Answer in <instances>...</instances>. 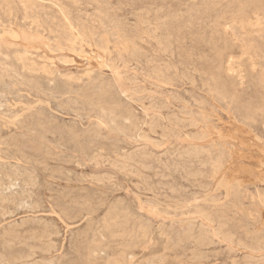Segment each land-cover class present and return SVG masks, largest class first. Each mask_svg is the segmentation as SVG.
Listing matches in <instances>:
<instances>
[{"label": "rangeland", "instance_id": "rangeland-1", "mask_svg": "<svg viewBox=\"0 0 264 264\" xmlns=\"http://www.w3.org/2000/svg\"><path fill=\"white\" fill-rule=\"evenodd\" d=\"M0 166V264H264V0H0Z\"/></svg>", "mask_w": 264, "mask_h": 264}, {"label": "bare ground", "instance_id": "bare-ground-1", "mask_svg": "<svg viewBox=\"0 0 264 264\" xmlns=\"http://www.w3.org/2000/svg\"><path fill=\"white\" fill-rule=\"evenodd\" d=\"M241 5H242V4H241ZM250 22H251V21H250ZM247 25H248V24H247ZM72 30H73V29H72ZM76 37H77V36H76ZM16 39H17V38H16ZM107 39H108V38H107ZM17 40H18V39H17ZM54 40H55V39H54ZM76 41H77V40H76ZM70 45H71V44H70ZM85 45H86V44H85ZM90 48H91V47H90ZM6 56H7V55H6ZM6 59H7V58H6ZM8 60H9V58H8ZM105 61H106V60H105ZM101 63H102V62H101ZM228 63H229V64H227V65H229V66L231 67V66L234 64V61L230 59V60H228ZM102 64H103V63H102ZM251 64H253V63H251ZM233 66H234V65H233ZM228 68H229V67H228ZM232 69H233V68H232ZM229 71H230V70H229ZM235 71H236V70H235ZM238 75H239V74H238ZM214 83H215V82H214ZM2 107H3V106H2ZM248 121H249V120H248ZM140 136H141V135H140ZM138 139H139V138H138ZM258 139H259V138H258ZM259 141H260V140H259ZM251 149H252V148H251ZM256 153H257V152H256ZM5 162H6V161H5ZM77 165H78V164H77ZM78 166H79V165H78ZM0 167H1V166H0ZM15 170H16V169H15ZM28 172H29V171H28ZM18 173H19V172H18ZM16 174H17V173H16ZM21 176H22V175H21ZM1 177H2V176H1ZM8 177H9V175H8ZM30 177H31V176H30ZM18 178H19V177H18ZM6 179H8V178H6ZM9 179H10V178H9ZM9 179H8V180H9ZM20 179H21V178H20ZM22 179H23V178H22ZM195 179H196V178H195ZM10 180H11V179H10ZM10 180H9V181H10ZM15 180H16V178H15ZM31 181H32V178H31ZM29 182H30V181H29ZM36 182H37V181H36ZM220 182H221V181H220ZM0 183H2V182H0ZM18 183H19V182H18ZM18 183H17V184H18ZM34 183H35V182H34ZM17 184H16V182H15V183L11 182L10 185H9V187H8L7 189L10 190V189H11L10 187L16 186ZM26 184H27V183H26ZM32 184H33V183H32ZM99 184H100V183H99ZM34 185H35V184H34ZM5 186H6V185H5ZM7 186H8V185H7ZM7 186H6V187H7ZM19 186H20V185H19ZM19 186H17V188H18ZM23 186H24V183H23ZM148 186H149V185H148ZM1 187H2V186H1ZM26 187H27V185H26ZM29 187H30V186H29ZM149 187H150V186H149ZM235 187H236V186H235ZM32 188H33V186H32ZM143 188H144V187H143ZM13 189H14V187H13ZM18 189H19V188H18ZM20 189H21V188H20ZM20 189H19V190H20ZM23 189H24V188H23ZM9 190H8V191H9ZM143 190H144V189H143ZM239 190H240V189H239ZM8 191H6V192H8ZM20 191H21V190H20ZM1 192H2V190H1ZM3 192H4V189H3ZM6 192H5V193H6ZM9 192H10V191H9ZM12 192H15V191H12ZM12 192H11V193H12ZM30 192H31V191H29V193L25 192V195H26V193H27V194H30ZM151 192H152V191H151ZM21 193H22V192H21ZM1 194H3V193H1ZM22 194H23V193H22ZM7 195H8V194H6V197H7ZM13 195H14V194H13ZM35 195H36V194H35ZM1 196H2V195H1ZM22 196H24V195H22ZM27 196H28V195H27ZM29 196H30V195H29ZM33 196H34V195H33ZM9 197H10V196H9ZM2 198H3V197H2ZM13 198H14V197H13ZM22 198H23V197H22ZM29 198H30V197H29ZM195 198H196V196H195ZM214 198H215V197H214ZM258 198H259V197H258ZM3 199H4V198H3ZM25 199H26V198H25ZM212 199H213V198H212ZM6 200H7V199H6ZM6 200H5L4 202H6ZM31 200H32V199H31ZM2 201H3V200H2ZM2 201H0V202H2ZM15 201H16V200H15ZM26 201H27V200H26ZM26 201H25V202H26ZM7 202H9V200H8ZM13 202H14V201H13ZM21 202H22V201H21ZM30 202H31V201H30ZM9 204H10V203H9ZM12 204H14V203H12ZM20 204H21V203H20ZM25 204H27V203H25ZM149 204H150V203H149ZM14 205H15V204H14ZM22 205H23V203H22ZM20 206H21V205H20ZM26 206H27V205H26ZM30 206H31V205H30ZM30 206H29V207H30ZM156 206H157V204H156ZM22 207H23V206H22ZM29 207H28V209H29ZM31 207H32V206H31ZM33 207H34V206H33ZM167 207H168V206H167ZM189 207H190V206H189ZM18 209H19V208H18ZM22 209H23V208H22ZM0 210H1V209H0ZM36 210H37V209H36ZM38 210H39V209H38ZM38 210H37V211H38ZM173 211H174V210H173ZM11 212H12V211H11ZM15 212H16V211H15ZM169 212H170V211H169ZM5 213H6V210H5ZM205 213H206V212H205ZM14 215H15V214H14ZM5 217H7V216H5ZM12 217H13V216H12ZM210 218H211V216H210ZM210 220H211V219H210ZM207 221H208V220H207ZM209 222H211V221H209ZM209 222H208V223H209ZM24 223H25V222H24ZM212 223H213V222H212ZM12 224H13V223H12ZM14 224H16V223H14ZM191 224H192V223H191ZM210 224H211V223H210ZM193 225H194V224H193ZM213 225H214V224H213ZM15 226H16V225H15ZM194 227H195V226H194ZM55 229H56V228H55ZM202 230H203V229H202ZM254 231H255V230H254ZM192 233H193V232H192ZM33 234H34V233H33ZM55 234H56V233H55ZM101 234H102V233H101ZM43 235H45V234H43ZM160 235H161V234H160ZM117 236H118V235H117ZM199 236H200V235H199ZM225 236H226V235H225ZM4 237H5V236H4ZM7 237H8V236H7ZM32 237H33V236H32ZM104 237H105V236H104ZM201 237H202V236H201ZM42 238H43V237H42ZM151 238H152V237H151ZM191 238H192V237H191ZM193 238H194V237H193ZM207 238H208V236H207ZM207 238H206V239H207ZM38 239H39V238H38ZM199 239H200V241H201V240H204V238H199ZM30 240H31V239H30ZM208 240H209V239H208ZM41 241H42V240H41ZM209 241H210V240H209ZM52 242H53V241H52ZM204 243H205V242H204ZM206 243H207V242H206ZM91 244H92V243H91ZM10 245H12V243H11ZM55 245H56V244H55ZM199 245H200V244H199ZM20 246H21V245H20ZM90 246H91V245H90ZM8 247H9V246H8ZM10 247H11V246H10ZM52 247H53V246H52ZM91 247H92V246H91ZM95 247H97V245L94 246L92 249L89 250L88 255H89L90 257H92L91 255H93V254L96 252V248H95ZM31 249H32V248H31ZM56 249H57V248H56ZM99 249H100V248H99ZM100 250H101V249H100ZM97 251H99V250H97ZM45 252H46V251H45ZM99 252H100V251H99ZM97 253H98V252H97ZM97 253H96V254H97ZM31 254H32V253H31ZM33 254H34V253H33ZM98 254H99V253H98ZM153 257H154V256H153ZM20 258H22V257H20ZM12 260H13V259H12ZM21 261H22V260H21ZM116 262H117V261H116ZM43 263H44V262H43ZM148 263H149V261H148ZM6 264H8V262H7ZM37 264H38V263H37Z\"/></svg>", "mask_w": 264, "mask_h": 264}]
</instances>
